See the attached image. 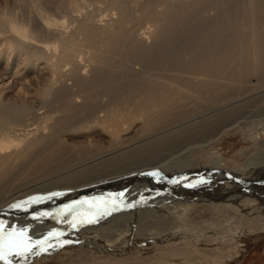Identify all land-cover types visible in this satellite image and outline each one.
Wrapping results in <instances>:
<instances>
[{"label": "bare ground", "instance_id": "1", "mask_svg": "<svg viewBox=\"0 0 264 264\" xmlns=\"http://www.w3.org/2000/svg\"><path fill=\"white\" fill-rule=\"evenodd\" d=\"M11 3L17 13L10 7L0 11V65L4 74L12 73L13 80V86L6 87L7 82L0 79V221L53 205L55 198L42 199L26 210L10 207L45 188L38 183L40 179L67 171L72 152L82 153L84 158L78 162L82 166L78 171L61 173L49 182L51 186L60 182L68 190L78 189L79 183L96 184L95 180L101 182L108 175L124 176L156 166L170 173L191 149L206 148L227 131L245 128L242 119L260 118L253 125L255 135L249 133L254 138L257 127L264 128V0ZM9 90L36 103V125L28 122L31 118L23 119L22 107L4 103L2 97ZM127 131L132 135L125 136ZM75 132L104 137L106 145L89 139L78 146L66 144L63 136ZM260 146L259 154L243 165L250 169L246 178L238 171L216 170H207V177L200 179L192 170L187 177L184 166L176 173L185 174L180 182L186 183L174 186L169 179L152 184L147 192L156 195L155 200L147 199L144 192L131 201L123 197L122 202L117 201V211L132 212V217L149 213L161 217L155 209L172 202L173 192L183 195L194 184L229 179L242 188L229 200L247 195L260 199L233 205V211L259 203L263 207L256 215L262 217L264 140ZM255 164L259 167L252 168ZM257 183L260 185H254ZM161 188H168L164 191L169 193L158 197ZM106 194L104 198L111 196ZM129 204L132 207H126ZM240 217L234 218L233 226L252 222L250 215ZM71 219V215L59 217L52 228L40 229V238L35 239L41 240L53 230L64 231ZM165 224V232L177 227L173 221ZM233 226L229 231L239 238L240 232ZM124 234L128 237L129 233ZM211 238L199 240L203 248L195 249L201 257L198 264L231 261L238 253H231L233 244L228 241L221 242L228 245L229 249L223 250L227 255L206 249L215 242ZM131 259L142 264L149 260L136 254Z\"/></svg>", "mask_w": 264, "mask_h": 264}, {"label": "rangeland", "instance_id": "2", "mask_svg": "<svg viewBox=\"0 0 264 264\" xmlns=\"http://www.w3.org/2000/svg\"><path fill=\"white\" fill-rule=\"evenodd\" d=\"M11 4V0H0V11H3V9L8 10L10 7L11 10L17 13L16 7L13 8ZM2 70L3 65H0L1 82H7L6 87L13 86L12 73L4 74ZM4 94V97H2L4 103L22 107L25 111L23 119L31 118L28 122H32L33 126L38 123L39 120L34 119L38 117L34 116L33 113L36 103H31L29 99L18 97L14 94V91L9 90ZM243 118H245V116ZM247 119H240L246 122L245 128L241 129L239 126L238 128L227 131L218 141L206 148L191 149L189 155L186 154L184 157L182 156L183 158L181 157L182 159L180 158L176 162L175 169L170 173L164 171L162 167L156 166L155 168L150 167L132 171L130 172L131 175L130 173H126L124 176L123 174L115 175L114 177L108 175L100 180L101 182L95 180L96 184L92 182L90 185L89 182L91 181H89L87 183V185L89 184L88 187L86 184L82 185V183H79L81 185L76 187L78 189L69 188L68 190L58 182L52 184V186L55 185L56 187L53 186V188L49 182L58 179L62 175L61 173L78 171L80 166H82L81 163H78L84 158L82 153L78 152L77 154L76 152H72L68 156L69 166L71 167L66 168L68 169L67 171L54 173L53 175L40 179L38 183H40V185L44 184L46 189L42 188L40 192L30 193L33 197H46L55 189V192H63V195L53 197L55 199L52 198L53 205L50 207H41L39 211H34L33 209L32 212H28L27 215L23 216V214H21L20 217L18 216L14 220H8L5 223L9 230H11L12 227H23L28 229V235L31 236L33 240H37L42 233L39 231L40 229L52 228L54 223L58 221L57 219H59V217L51 215L34 219V217H38L40 213H56L59 208L61 209L74 201H78L79 199L92 200L93 198L104 197L106 193V195L110 194L113 197H119V194L123 193V197L131 201L133 196L138 193L144 192L143 194L148 196L149 194L147 191L148 189H152L154 184L158 185V183L160 184L163 181L166 182L169 179L170 183H173L171 185L179 186L186 183L185 180L183 183L180 182L183 180L182 177L185 174L176 173V171L184 166L187 167V177L192 175V170L196 171V175H199L198 179L207 177V170H216L223 172L238 171L243 178H246V174L250 169H246L243 165L259 154L262 149L261 146V148L259 147V143L264 140V128L261 129L257 127L256 131L258 134L255 136L257 138L252 137L255 135L254 131L256 129H253L256 127L253 125L256 120L260 118H250L248 119L249 121H247ZM127 132L125 136L132 135V133ZM249 133H251L252 136ZM82 134V132H75L71 135H64L63 139L66 144L72 146H78V144L82 145L83 142L85 143L88 139L100 142L103 146L106 145V139L104 137L97 135L92 137L89 133ZM86 135H88V137ZM186 159L187 161H185ZM255 166L257 165L255 164L252 168H255ZM151 170L158 171L160 176L154 177L147 175L148 171L151 173ZM126 176L129 178L131 176L130 179L133 181L136 179V182L133 183V181H130ZM134 176H137V178ZM51 177H54L53 180ZM78 178H81V176ZM221 180L222 181H216L211 179L209 182L194 184L186 189L183 195H180V193L176 191L173 192V194L171 193L170 199L172 202H167L165 205L162 204L156 207L157 210L155 209L157 214H163L161 217L156 215L153 217V213H149L148 215L139 214L136 217H132V212L124 214V211H113L110 215L98 218L95 223L77 225L76 228H72L68 223V226L62 231L64 235L59 237V240L71 241V243H65L61 246L57 244V241L54 239L51 243L55 246L50 247L46 252H40L39 255H28L27 259L14 256L11 258L12 264H142L141 262L136 263L131 259L135 254L143 258H149V260L143 264H198L200 263L199 258L201 257L195 249L198 247L202 250L203 245L200 244L201 242L199 240L203 237L209 239L212 237L211 239L215 241L212 243L213 245L210 244L206 246V249L211 248L218 252L220 251L221 254L227 255V251L224 252L223 250L229 249L228 245L222 246L221 242L228 241L227 243L233 244V249H230L231 253L237 250L238 253L231 261L224 259L221 260L220 264H264V221H262L264 218V211L260 213V215H263L262 217L256 215L260 211L258 208L263 206L259 203H255V206L252 208L241 206L239 209L240 212L233 211L232 209L233 205H242L243 203L245 204L246 201H260V199H251V197L247 195V197L243 196V199L240 198L241 200H235L236 202L231 201L229 198L233 196V194H239L242 188L233 184L229 179ZM120 181H122V183ZM254 185L260 184L257 183ZM64 188L67 191H65ZM61 189H63V191H61ZM166 189L168 188H161L160 192L157 194L159 195L158 197H161L162 194L169 193L168 190L164 191ZM211 190L213 193H211ZM30 194H27L25 198H30L28 196ZM56 197L59 200V204ZM147 199L155 200L156 195L153 196L150 194ZM129 201L126 200L127 204L130 203ZM155 203L156 202L153 201V204ZM43 208L45 209L43 210ZM222 212H225L226 215L223 216L224 214H222ZM242 214L250 215L249 220L251 219L252 222L244 226L238 224L233 226L232 223L234 222V218L237 217V219H242L243 217H240ZM63 220L66 221V217H64ZM166 221H168V223L173 221L177 227L172 226L168 232H165L168 230L165 224ZM59 225H61V222L58 226ZM231 226L240 232L239 238L235 237V235L229 231V227ZM242 227H244L243 230H241ZM250 228L251 230H249ZM162 229L163 231H161ZM124 233H129L130 235L128 234L127 237ZM153 236H155L154 239ZM218 238L220 241H216ZM34 251H39V249L37 248ZM185 251L188 255L185 254ZM0 264H4V262L0 261Z\"/></svg>", "mask_w": 264, "mask_h": 264}, {"label": "snow or ice", "instance_id": "3", "mask_svg": "<svg viewBox=\"0 0 264 264\" xmlns=\"http://www.w3.org/2000/svg\"><path fill=\"white\" fill-rule=\"evenodd\" d=\"M147 175L159 177L160 173L154 171ZM60 195H63V193L53 192L47 197H30L10 207L26 210L29 205L39 203L42 199L51 200L53 197ZM123 195V193H120L119 197L110 196L108 198L100 197L93 198L92 200L84 199L74 201L71 204L65 205L56 213L42 212L38 217H34V219L50 215L60 218L65 215H71L72 219L68 221V223L72 228H76L77 225L95 223L98 218L110 215L113 211L119 210V203L117 201L122 202ZM126 207H132V205L129 204L126 205ZM62 235H64L63 232L53 230L43 239L33 240L32 237L28 235V229L12 227L11 230H9L7 224L4 221H0V261H3L4 264H12L11 258L14 256L27 259L28 255H39L40 252H46L50 247L55 246L51 243L54 239L57 241V244L61 246L65 243H71V241H60L59 237ZM37 248L39 251H34Z\"/></svg>", "mask_w": 264, "mask_h": 264}]
</instances>
